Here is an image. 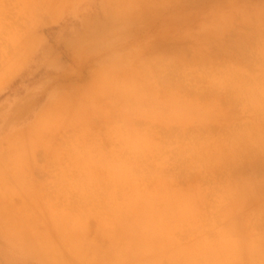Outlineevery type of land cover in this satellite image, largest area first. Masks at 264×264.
Listing matches in <instances>:
<instances>
[{
	"label": "rangeland",
	"instance_id": "1",
	"mask_svg": "<svg viewBox=\"0 0 264 264\" xmlns=\"http://www.w3.org/2000/svg\"><path fill=\"white\" fill-rule=\"evenodd\" d=\"M1 6L0 264L102 237L141 264H264V0ZM81 191L109 197L31 205Z\"/></svg>",
	"mask_w": 264,
	"mask_h": 264
},
{
	"label": "crops",
	"instance_id": "2",
	"mask_svg": "<svg viewBox=\"0 0 264 264\" xmlns=\"http://www.w3.org/2000/svg\"><path fill=\"white\" fill-rule=\"evenodd\" d=\"M3 167V165L0 164V168ZM1 173V170H0ZM38 192H42V191H38ZM45 192V193H44ZM43 193L48 195L47 191H44ZM64 193L66 192H60L61 195H64ZM106 192H102V191H81V192H76V196H71L72 198H75L76 201L75 202H65L62 201L60 203L57 204H51L49 202H45L44 204H41L37 201H34V203H32L31 205H35V206H39V207H44L47 208L49 210H51L52 208H57V209H61V210H71V211H75L77 213V215L80 214H84V215H89V213L87 212V210H90L91 208H94L97 206V201L96 200H100L102 198H108L109 196H106V194H104ZM42 194V193H41ZM66 195H68V193H66ZM29 197L32 199L35 198H44V196H38L37 192L35 191H30L29 192ZM50 197V196H45V198ZM70 197V196H65L62 197L63 199ZM58 205V206H57ZM98 205H104V202L98 201ZM52 211V210H51ZM44 213V212H42ZM45 217L42 219L41 217L37 218V223L38 222H42V221H47L48 222H56L57 220H62L64 218H62V216H66L67 214H62L59 216H56L53 218L51 217H46L48 215V213H44ZM62 218V219H61ZM81 218V217H80ZM79 217L77 218H70L71 221H75L77 223H80ZM69 219V218H67ZM74 219V220H73ZM79 233L81 231H78ZM85 236H89V234H85ZM22 238H20L21 240H28L32 245L37 246L36 244V240L37 237L36 235H32L30 232L26 236L21 235ZM79 237V236H78ZM104 239H99V244H97V246H93V244H89L91 243V239H86L83 244L80 242H78V246L79 247H84V251L78 250L77 254L71 258L72 261L71 262H67L68 264H141L135 262L134 260H131V256L128 252H126L123 249L122 244H111V240L110 243L108 242V240L106 239V237H102ZM91 241V242H89ZM91 245V246H90ZM113 247H112V246ZM89 251V253H88ZM125 251V252H124ZM125 255V256H124ZM70 258V257H69ZM86 258V259H85ZM74 260V261H73Z\"/></svg>",
	"mask_w": 264,
	"mask_h": 264
},
{
	"label": "bare ground",
	"instance_id": "3",
	"mask_svg": "<svg viewBox=\"0 0 264 264\" xmlns=\"http://www.w3.org/2000/svg\"><path fill=\"white\" fill-rule=\"evenodd\" d=\"M15 2H16V1H15ZM20 3H21V2H20ZM24 3H25V2H24ZM27 3H28V2H27ZM13 4H14V3H13ZM21 4H22V3H21ZM25 4H26V3H25ZM22 6H23V8H25V7H24V6H25L24 4H22ZM1 7H2V6H1ZM26 8H27V7H26ZM0 9H4V8L2 7V8H0ZM25 10H26V9H25ZM21 13H23V12H21ZM22 15H23V14H22ZM1 17H2V16H1ZM2 19H3V18H2ZM3 20H4V19H3ZM0 21H1V20H0ZM5 21H6V20H5ZM8 21H9V20H8ZM8 23H9V22H8ZM17 24H18V23H17ZM11 26H12V25H11ZM14 26H15V24H14ZM7 33H8V32H7ZM13 35H14V34H13ZM13 35L11 34V37H12V38H14V36H15V35H14V36H13ZM8 37H9V36H8V34H7V38H8ZM16 37H17V36H16ZM5 38H6V37H5ZM14 39H15V38H14ZM14 39H13V40H14ZM17 39H18V37H17ZM6 41H8V40H6ZM10 41H11V39H10ZM13 42H14V41H13ZM6 43H7V42H6ZM9 44H10V43H9ZM10 45H13V43L10 44ZM0 48H1V47H0ZM1 51H2V50H1ZM6 60H7V59H6ZM7 61H8V60H7ZM5 62H6V61H5ZM7 66H8V65H7ZM6 68H7V67H6ZM198 114H199V113H198ZM201 114L203 115V113H201ZM203 116H204V115H203ZM205 116H206V115H205ZM207 118H208V117H207ZM132 142H133V140H132ZM135 143H136V142H135ZM142 144H143V143H142ZM179 144H180V143H179ZM161 145H162V144H161ZM180 145H181V144H180ZM140 147H142V146L140 145ZM182 147H183V145L181 146V149L183 150ZM184 147H185V146H184ZM83 160H84V159H83ZM144 161H145V159H143L141 162L143 163ZM146 161H147V160H146ZM142 163H141V164H142ZM144 163H145V162H144ZM159 163H161V162H159ZM159 163H158V164H159ZM163 165H164V164H163ZM163 165H162V166H163ZM143 166H144V164H143ZM88 167H89V166H88ZM80 168H81V167H80ZM140 168H142V167H140ZM84 169H85V168H84ZM116 169H117V168H116ZM118 171H119V170H118ZM122 171H123V170H122ZM109 172L111 173L110 170H109ZM126 172H127V170H126ZM122 173L124 174V172H122ZM108 174H109V173H108ZM120 175H121V173H120ZM123 176H124V175H123ZM83 177H84V175H83ZM92 177H93V176H92ZM116 177H117V176H116ZM94 178H95V177H94ZM124 178H125V177H124ZM95 179H96V178H95ZM95 179H94V180H95ZM107 179H108V178H107ZM86 180L88 181V179H86ZM92 180H93V179H92ZM111 180H112V179H111ZM114 180H115V179H114ZM115 182H116V181H115ZM196 192H197V191H196ZM201 192H202V191H201ZM201 192H199V194H200L199 196H200V197L203 196V195L206 196V194H203V193H205V192H202V194H201ZM6 196H7V194H6ZM6 196H5V197H6ZM194 197H195V196H194ZM204 198H206V197H204ZM7 199L9 200V198H7ZM15 201H16V200H15ZM15 201H13V202H15ZM16 202H17V205H18V201H16ZM19 205H20V204H19ZM198 211H199V210H198ZM58 216H60V215H58ZM64 217H65V216H64ZM64 217H62V218H64ZM93 217H94V216H93ZM93 217L89 216L90 220H91V218L93 219ZM56 218H57V216H56ZM62 218H61V219H62ZM196 218H197V221H198L199 223H200V222L202 223V219L199 220L200 216H199V217H196ZM69 219H70V218H69ZM87 219H88V218H87ZM87 219H84V220H82V221H85V220H87ZM170 219H171V218H170ZM194 219H195V218H194ZM73 220H74V219H73ZM93 220H94V219H93ZM190 220H191V219H190ZM46 221H47V219H46ZM59 221H60V220H59ZM62 221H63V220H62ZM65 221H67V220H65ZM98 221H99V220H98ZM47 222H48V221H47ZM88 222H89V220H88ZM54 223H55V222H54ZM68 223H69V221H68ZM22 224H24V223H22ZM59 224H60V223H59ZM65 224H66V223H65ZM70 224H71V223H70ZM70 224H68V225H70ZM80 224H81V222H80ZM99 224H101V223L99 222ZM192 224H193V222H192ZM61 225H64V224H61ZM61 225H60V226H61ZM66 225H67V224H66ZM68 225H67V226H68ZM81 225H82V224H81ZM194 225H195V223H194ZM198 225H199V224H198ZM89 226H90V225H89ZM195 226H196V225H195ZM64 227H65V226H64ZM75 227H77V225H76V226L74 225V228H75ZM79 227H80V226H79ZM79 227H77V228H79ZM165 227H166V225H165ZM62 228H63V227H62ZM196 228H197V227H196ZM60 229H61V228L59 227V228H58V231H60ZM89 229H90V228H89ZM91 229H93L92 226H91ZM70 231H71V230H70ZM62 232H63V231H62ZM92 232H93V230H92ZM74 234H77V233L75 232ZM74 234H73V235H74ZM92 234H93V233H92ZM73 235H72V237H73ZM77 236H78V235H77ZM80 238H81V237H80ZM56 239H57V238H56ZM70 240H71V239H70ZM55 241H56V242H53V243L56 244L57 241H60V239L58 238V239L55 240ZM222 241H224V240L222 239ZM225 241H226V240H225ZM67 242H68V241H67ZM73 242H74V241H73ZM85 242H86V241H85ZM202 242H204V241H202ZM202 242H200V244H202ZM36 243H37V242H36ZM204 243H205V242H204ZM58 244H59V246H60V243H59V242L57 243V245H58ZM75 244H76V242H75ZM89 244H90V243H89ZM93 244H94V243H93ZM200 244H198V245H200ZM221 244L223 245L224 243H221ZM47 245H48V243H47ZM198 245H196L195 250H197L196 248H198V247H197ZM219 245H220V244H219ZM59 246H57V249L59 248ZM90 246H91V245H90ZM122 246H123V244H122ZM47 247H48V246H47ZM47 247H45V248H47ZM202 247H203V245H202ZM48 248H49V247H48ZM52 249L55 250V248H52ZM56 251H58V250H56ZM149 251H150V249H149ZM199 251H200V250H199ZM60 252H61V251H60ZM150 252H151V251H150ZM217 252H218V251H217ZM223 252H224V250H223ZM57 253H58V252H57ZM88 253H89V251H88ZM61 254H63V253H61ZM56 256H58V254H57ZM124 256H125V255H124ZM65 257H66V255H65ZM60 258H61V257H60ZM68 259H69V257H68ZM85 259H86V258H85ZM70 260H71V259H70ZM222 260H223V258H222ZM73 261H74V260H73ZM65 262H67V261H65ZM68 262H71V263H72V261H68ZM228 264H229V263H228ZM257 264H258V263H257Z\"/></svg>",
	"mask_w": 264,
	"mask_h": 264
}]
</instances>
